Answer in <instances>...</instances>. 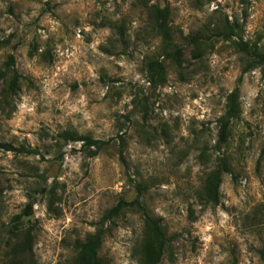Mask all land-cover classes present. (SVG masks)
<instances>
[{
	"label": "rangeland",
	"instance_id": "rangeland-1",
	"mask_svg": "<svg viewBox=\"0 0 264 264\" xmlns=\"http://www.w3.org/2000/svg\"><path fill=\"white\" fill-rule=\"evenodd\" d=\"M151 7L169 8L181 67L163 57ZM226 23L235 36H213ZM242 42L264 54V0H0V143L39 152L0 151V264L17 228L35 235L37 264H73L74 243L138 188L172 238L160 264H264V70L244 72ZM10 57L22 77L13 95ZM152 60L165 85L152 83ZM238 87L242 114L219 144ZM65 132L109 145L93 156ZM224 160L231 173L208 204L207 176ZM143 240L142 215L125 211L99 255L143 264Z\"/></svg>",
	"mask_w": 264,
	"mask_h": 264
},
{
	"label": "trees",
	"instance_id": "trees-1",
	"mask_svg": "<svg viewBox=\"0 0 264 264\" xmlns=\"http://www.w3.org/2000/svg\"><path fill=\"white\" fill-rule=\"evenodd\" d=\"M213 1V0H211ZM149 15L152 27L161 37L166 51L163 55L168 60H171L175 65L181 67L182 64V48L174 43L173 32L170 27L171 12L169 8L151 7ZM122 31V28H119ZM234 28L229 23H226L222 29H215L214 35L216 38H232L235 36ZM122 36V32H121ZM123 37V36H122ZM189 44L195 47L201 46V39L197 36H192L187 39ZM241 50L248 57L249 63L245 68V73L256 68L264 70V54L260 52L259 46L250 47L246 43H239ZM198 56V55H197ZM13 70L12 78L8 82V87L4 92L13 95L19 92L21 75L15 70L14 58L10 57L8 64ZM148 72L152 76V83L157 86L165 85L167 82V72L162 60H152L148 63ZM0 78L5 79L4 74H0ZM241 111V96L239 87L236 88L227 98V110L223 117L219 120V144H225L230 135V129L233 121L240 119ZM67 142H82L85 148L92 151L93 156H97L98 152L102 151L109 143L94 140L87 136H78L72 132H65L60 136ZM0 151L6 153H14L26 157L38 156L39 152L26 145L14 146L11 143H0ZM122 162H125L121 154ZM231 173L229 164L224 160L221 166L211 172L205 182V199L208 204L217 205L220 199V188L223 182V176ZM143 189L138 188L137 197L131 202L121 201L114 208L109 210L99 224V229L95 234L89 236L84 242L76 241L74 243L75 258L73 264H107L99 255L104 238L111 228L116 226L117 219L125 211H133L139 213L143 217L144 225V240L142 244L143 264H160L165 256V252L171 243L172 238H168L163 226L162 219L152 217L147 213L142 204ZM204 198V197H203ZM33 215V205L29 204L23 213L16 218V221L21 218ZM108 225V227H107ZM106 226V227H105ZM11 237L6 244L7 261L6 264H37L34 259L35 235L31 230L19 231L13 230Z\"/></svg>",
	"mask_w": 264,
	"mask_h": 264
}]
</instances>
